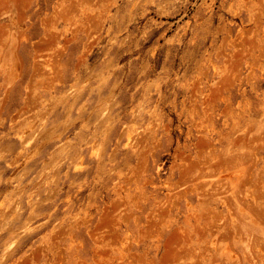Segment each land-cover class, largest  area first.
Instances as JSON below:
<instances>
[{"label": "rangeland", "instance_id": "374dc122", "mask_svg": "<svg viewBox=\"0 0 264 264\" xmlns=\"http://www.w3.org/2000/svg\"><path fill=\"white\" fill-rule=\"evenodd\" d=\"M212 263L264 264V0H0V264Z\"/></svg>", "mask_w": 264, "mask_h": 264}, {"label": "bare ground", "instance_id": "6f19581e", "mask_svg": "<svg viewBox=\"0 0 264 264\" xmlns=\"http://www.w3.org/2000/svg\"><path fill=\"white\" fill-rule=\"evenodd\" d=\"M228 203H230V202H228ZM234 205H236V203H233ZM237 206V205H236ZM241 206V205H240ZM234 208H235V206H233ZM233 207H232V209H233ZM231 208V207H230ZM237 208V207H236ZM236 208L234 209V210H236ZM237 212V211H236ZM239 214V213H238ZM244 242V241H243ZM223 244H224V242H223ZM230 250H231V248H229ZM216 254H219V252L218 253H216ZM228 255V254H227ZM218 256V255H217ZM216 257V256H215ZM214 257V258H215ZM229 257V256H228ZM219 258V257H218ZM222 259V258H221ZM228 259H230V258H228ZM218 260V259H217ZM225 262V261H224ZM237 262V261H236ZM219 263H221V262H219ZM213 264V263H212ZM235 264V263H234Z\"/></svg>", "mask_w": 264, "mask_h": 264}]
</instances>
